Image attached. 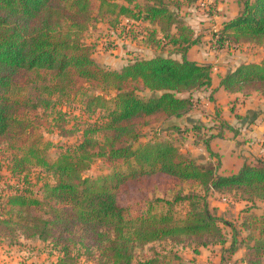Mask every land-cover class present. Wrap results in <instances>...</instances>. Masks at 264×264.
Wrapping results in <instances>:
<instances>
[{"label":"trees","instance_id":"obj_1","mask_svg":"<svg viewBox=\"0 0 264 264\" xmlns=\"http://www.w3.org/2000/svg\"><path fill=\"white\" fill-rule=\"evenodd\" d=\"M137 1L0 0V146L14 148L15 176L36 168L41 176L53 179L40 183L37 193L26 187V177L14 188L0 190V244L17 246L20 238L40 242L45 253L56 258L55 264H80L83 258L96 264H185L177 248L198 255L216 246L226 262L240 250V224L250 243L243 261L264 264L263 163H245L238 173L223 176L219 165H201L169 141L140 143L143 129L183 118L194 109L193 94L212 86L213 67L187 58L200 37L176 10L164 0H147L144 6ZM239 2V15L214 33L215 49L264 47V0ZM95 12L103 18L150 24L148 44L159 47L166 40L164 44L181 58L155 55L120 70L104 67L95 59L93 47L82 40ZM85 83L113 86L117 94L110 99L96 95ZM220 87L244 97L264 96V60L243 63L221 76ZM15 89L29 93L16 95ZM139 92L149 95L142 98ZM51 96H84L85 112L96 116L81 130L82 140L55 161L45 156L43 137L29 119L31 110L47 109ZM202 128L169 130L188 137ZM96 159L112 169L127 165V171L86 177ZM162 175L197 186L200 193L162 201L167 209L161 211V200L148 199L140 186ZM216 195L234 196L246 207L237 217L221 212L213 205ZM178 201L189 203L180 218L172 208ZM257 204L263 206L261 213L255 211ZM226 216L236 218L238 225ZM224 227L232 230L231 237ZM164 242L171 244V256L134 262L137 248Z\"/></svg>","mask_w":264,"mask_h":264},{"label":"rangeland","instance_id":"obj_2","mask_svg":"<svg viewBox=\"0 0 264 264\" xmlns=\"http://www.w3.org/2000/svg\"><path fill=\"white\" fill-rule=\"evenodd\" d=\"M147 0H138L137 3L141 6L146 4ZM165 3L168 4L171 9L176 10L182 19L189 25L191 24L196 33L200 35V38H203L202 43L205 44L206 51H208L209 44L210 48H213L214 43H212V35L215 33L211 30L212 27H220L224 21L229 20L232 17H235L239 14V11L242 9V5L237 0H164ZM94 21L90 23L88 30L82 35V40L85 44L91 45L94 49V57L95 59L104 67L112 69V70H120L125 65L133 62L134 60L141 58H151L155 55H165V56H173L178 53L175 49L168 45L164 44L166 40H162V43L159 47L148 44V30H152L153 26L148 23H138L134 21H128L124 18L116 20L114 17H100L96 12L94 13ZM208 24V25H207ZM216 28V29H217ZM211 31V32H210ZM211 38V39H210ZM208 47V48H207ZM235 49V48H234ZM239 51V59L238 62L244 61L245 59L252 60H261L264 59V49L261 46H252L248 44H244L240 48L236 49ZM208 53V52H206ZM227 54V55H226ZM247 54V56H243ZM226 57L228 55H232V53L226 50ZM218 60L216 57L214 61ZM224 63V65H223ZM226 61L222 62V65H219L221 70L214 71V80L218 81V78L221 73L226 72ZM220 71V73L218 72ZM93 92L96 95L103 96L105 98H114L117 94L115 88L111 87H103V86H93L89 87L88 84L85 83L83 85ZM29 93L28 90H20L15 89L14 94L16 95H27ZM204 93V92H203ZM202 93V94H203ZM226 97H228V93L224 92ZM34 93H32L33 95ZM138 95L142 98H146L149 93L148 92H139ZM197 95V94H196ZM223 95V94H221ZM261 95L255 97V100H260ZM61 98V97H48L49 100L48 105H46L47 109L37 108L36 110H31L29 112V119L31 121V126L35 129V132L40 134L43 137V146L46 147L45 156L49 161H55L57 157L65 151L68 147L80 142L82 140L81 130L86 129L89 124H93L96 116L92 117L84 110V101L86 98L84 96H77L75 98ZM196 103L194 106L195 110H201L203 113H208L204 104V100L201 98H194ZM243 101V98H237L232 101L231 105L240 104ZM193 109V110H194ZM194 110V111H195ZM202 114V113H201ZM169 123H165L162 125H155L151 128L143 129V135L140 139V143H148L155 141H169L170 143L177 145L183 150L184 154L189 155L191 158L195 156V159L199 164L204 166H215L218 160L212 159L210 157V153L206 151H201L200 149H195L192 147L194 145L198 146L201 142V139L194 140V138H185L180 136L176 132L170 131ZM75 128L79 131L70 132L69 129ZM65 132L62 134V130ZM73 133L68 134L67 132ZM102 133H99L97 137L102 138ZM264 142V140H263ZM217 145H213V148L219 150V146L223 147L224 152L227 153L228 146L230 144H223L221 141L217 142ZM137 146V145H136ZM237 149L238 147L235 146ZM185 151V152H184ZM242 153V152H240ZM16 153L14 148L11 146L4 144L0 146V190L7 191L11 188H14L18 182V179L23 180L24 177L27 178L26 187L30 191H34L37 193L40 183H44L45 181H53L52 178H46L39 174V170L36 168L27 169L25 175L23 176H15L12 173V169L14 167V157ZM219 159V158H217ZM201 160V163H200ZM257 162V161H256ZM264 164V161H260ZM260 162L254 163L258 164ZM210 163V164H209ZM233 163V162H232ZM239 163H242V159L239 160ZM228 168H238L239 164H235L232 166L231 163H226ZM240 168V167H239ZM119 171H127V165H119V167L115 168ZM115 169L107 167L101 160L96 159L92 162L91 167L87 170L84 175L90 178H98L102 176H107L115 171ZM145 197L151 199L153 201L161 200L159 203V210H166L164 202L162 201H170L174 202L175 198L179 194L180 196L189 195L192 193H200V189L197 186H194L189 183L176 182L170 179L167 176H157L154 180L149 183H146L143 186H140ZM2 191L0 193H2ZM228 195V199H224L222 197L218 198L213 197L212 201L216 203L218 201H222L224 204L222 207H226L225 211L227 214L233 213L234 216H239L242 211H244L246 204L242 201H239L234 196L230 197ZM214 203V202H213ZM219 203V202H218ZM173 212L177 218L184 217L186 211L189 210V203L185 201H178L173 203L172 205ZM255 211L261 213L263 211L262 204H257ZM227 221H233L235 226L238 225L236 222V218H230L226 216ZM238 225V236L240 242V250L238 251L235 258L232 260H227L226 262H217L210 264H247L243 259H245V255L247 252V247L250 245L245 239L246 234ZM226 234L231 237L232 230L224 227ZM228 237V239H229ZM23 239L20 238L19 242L22 244ZM36 243V242H35ZM41 244V243H40ZM22 246L26 249H31L37 257L41 256V252H45L46 248L43 244L41 246L36 244H28L23 242ZM171 244L169 242L164 243H155L151 245H147L145 247H139L135 250V258L136 261L145 260L149 258H153L155 256H171ZM175 251L183 260L186 259L188 261L193 259V256H190V253L185 252L186 249L182 247L177 248ZM184 250V251H182ZM195 259V258H194ZM242 260V262H241ZM185 261V260H184ZM48 263V260L39 259V264ZM48 264H51L49 262ZM80 264H96L95 261L87 260L83 258L80 261Z\"/></svg>","mask_w":264,"mask_h":264},{"label":"crops","instance_id":"obj_3","mask_svg":"<svg viewBox=\"0 0 264 264\" xmlns=\"http://www.w3.org/2000/svg\"><path fill=\"white\" fill-rule=\"evenodd\" d=\"M234 2H237V0H234ZM235 17L224 21L223 24L234 19ZM223 24L218 28L214 26L211 28V30L216 32L222 28ZM189 25L194 29L191 24ZM196 35L198 37L200 36L197 33ZM213 35L212 39L210 38L212 43H214ZM202 40L203 38H200V42L197 45L193 46L191 49H189L187 53V58L190 61L196 62L198 64L212 65L213 67L212 86L210 88L203 89L193 94L194 98L202 97L204 100L206 99L204 101V104L206 103V108L202 109H206L208 113H203L201 110L194 109L195 111L192 110L185 117L180 119H171L166 123H169V126L179 127L182 130L188 127L192 128L195 125L202 126L203 128L201 133L197 134L193 132L188 137L183 134L179 135L185 138H194V140L198 139V141L199 139H201V142L198 146L194 145L192 147H195V149L198 148L203 152L206 151L210 153V157L212 159L215 158V160H218L215 165L220 166L218 173L223 176H230L238 173L245 163L254 164L262 160L264 161V96L259 93H254L249 97H244L241 94H231L227 92L228 97H226L224 93L226 91H224L220 87V77L225 76L228 72L234 71L243 63H259L264 59L248 60L243 58L244 61L238 62V60L236 59H239V55H237L239 54V51L236 49L240 48L244 44L234 47H226L225 49H215L214 47L211 49L209 44V48L207 47L208 51H206V47L204 48V46L206 45L202 43ZM248 45H252L254 47L258 46L255 44ZM261 48L264 49V47ZM226 50L232 53V55H228L226 57ZM217 56L218 60L214 61V58L216 57L217 59ZM243 56L246 57L247 54H244ZM173 58L180 59L181 56L180 54H177ZM224 61H226L227 63L226 72L221 73L218 78V81H215L214 71L216 72L219 69L221 70L222 68H219V65H222V62ZM218 72L220 73V71ZM258 95H261V99L255 100V97ZM237 98H243V101L240 104L231 105L230 103L236 100ZM204 141L208 142V145H206ZM219 141H221L223 144H230L228 146L229 150H227V153L224 152L225 149L222 146H219V150L213 148V145H217V142ZM235 146H237L238 148L236 149ZM193 158L196 157L193 156ZM241 159L242 163H239V160ZM227 162L231 163L232 166L235 164H239V166H237L238 168L234 170V168L231 169L226 166ZM215 197H217V195ZM213 202V205L218 206L221 212L225 211L226 207L221 206L224 204L221 200L218 201L219 203H216L215 201ZM23 242H26L28 244L33 243L39 246H41L42 244H40V242L30 240H23L22 244ZM22 244L13 247H10L5 243L0 244V264H39V259H46L48 260V263L51 262V264H55V257H49L48 254L45 252H41V256L37 257L38 255H36L35 257V253L31 249L28 250L26 249V247L24 248ZM185 252L190 253V256H193V259L191 257L190 261L184 259L185 264H210L211 262L217 263L222 261V250L220 246L202 249L201 253L198 255L193 254L192 251H190L189 249H186ZM233 258H235V256H233Z\"/></svg>","mask_w":264,"mask_h":264},{"label":"built area","instance_id":"obj_4","mask_svg":"<svg viewBox=\"0 0 264 264\" xmlns=\"http://www.w3.org/2000/svg\"><path fill=\"white\" fill-rule=\"evenodd\" d=\"M225 199V198H224Z\"/></svg>","mask_w":264,"mask_h":264}]
</instances>
